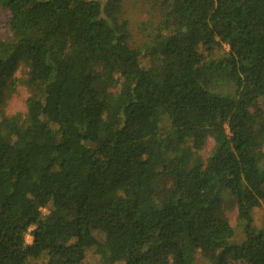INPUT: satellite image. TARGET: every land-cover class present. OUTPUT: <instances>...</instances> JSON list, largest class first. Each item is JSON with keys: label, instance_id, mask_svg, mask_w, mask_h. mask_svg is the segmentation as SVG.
<instances>
[{"label": "trees", "instance_id": "obj_1", "mask_svg": "<svg viewBox=\"0 0 264 264\" xmlns=\"http://www.w3.org/2000/svg\"><path fill=\"white\" fill-rule=\"evenodd\" d=\"M149 1L0 0V264H264V0Z\"/></svg>", "mask_w": 264, "mask_h": 264}, {"label": "rangeland", "instance_id": "obj_2", "mask_svg": "<svg viewBox=\"0 0 264 264\" xmlns=\"http://www.w3.org/2000/svg\"><path fill=\"white\" fill-rule=\"evenodd\" d=\"M121 18L125 19L129 25V31L132 37V46H143L151 35L153 28L156 27L159 16L154 11L153 4L149 0H122ZM8 16L5 11L0 8V40L9 38L10 30L7 27ZM150 27V28H149ZM16 78L20 81L15 84L10 97L0 106V119L10 117L17 113H25L26 101L29 98L28 89L22 84L25 79L24 70H20L16 74ZM261 108L264 110V101L260 102ZM213 141L208 140L201 157L206 160L213 148ZM262 162L264 163V148H262ZM224 214L228 218L229 224L234 229L233 242L240 244L244 240L243 228L237 220V212L235 208L224 207ZM264 224V207L253 211V226L261 227ZM31 231V230H29ZM100 236H98L99 238ZM27 244H31L32 238L30 232L26 236ZM84 264H99V257L91 250L86 253ZM196 264H208V262L196 255Z\"/></svg>", "mask_w": 264, "mask_h": 264}, {"label": "built area", "instance_id": "obj_3", "mask_svg": "<svg viewBox=\"0 0 264 264\" xmlns=\"http://www.w3.org/2000/svg\"><path fill=\"white\" fill-rule=\"evenodd\" d=\"M26 243H27V241H26Z\"/></svg>", "mask_w": 264, "mask_h": 264}]
</instances>
